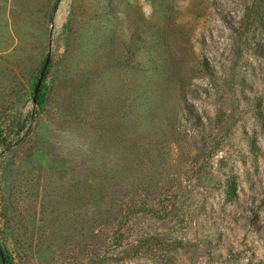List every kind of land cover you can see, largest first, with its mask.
Here are the masks:
<instances>
[{
    "label": "rangeland",
    "instance_id": "1",
    "mask_svg": "<svg viewBox=\"0 0 264 264\" xmlns=\"http://www.w3.org/2000/svg\"><path fill=\"white\" fill-rule=\"evenodd\" d=\"M0 264H264V0H0Z\"/></svg>",
    "mask_w": 264,
    "mask_h": 264
},
{
    "label": "water",
    "instance_id": "2",
    "mask_svg": "<svg viewBox=\"0 0 264 264\" xmlns=\"http://www.w3.org/2000/svg\"><path fill=\"white\" fill-rule=\"evenodd\" d=\"M47 66H48V63L45 64V66H44V68H43L42 75H41V77L38 79L37 84H36V86H35V90H34V99H36L37 96H38V93H39V90H40V87H41V84H42V81H43V74L45 73Z\"/></svg>",
    "mask_w": 264,
    "mask_h": 264
},
{
    "label": "trees",
    "instance_id": "3",
    "mask_svg": "<svg viewBox=\"0 0 264 264\" xmlns=\"http://www.w3.org/2000/svg\"><path fill=\"white\" fill-rule=\"evenodd\" d=\"M23 129V128H22ZM20 131V130H19ZM19 133V132H18Z\"/></svg>",
    "mask_w": 264,
    "mask_h": 264
}]
</instances>
